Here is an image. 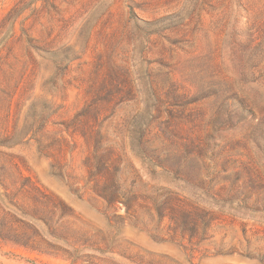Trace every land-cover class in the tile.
I'll return each mask as SVG.
<instances>
[{"label":"rangeland","instance_id":"374dc122","mask_svg":"<svg viewBox=\"0 0 264 264\" xmlns=\"http://www.w3.org/2000/svg\"><path fill=\"white\" fill-rule=\"evenodd\" d=\"M0 264H264V0H0Z\"/></svg>","mask_w":264,"mask_h":264},{"label":"trees","instance_id":"16d2710c","mask_svg":"<svg viewBox=\"0 0 264 264\" xmlns=\"http://www.w3.org/2000/svg\"><path fill=\"white\" fill-rule=\"evenodd\" d=\"M32 190H34L37 193L40 192V190L38 188H36V187H33ZM102 197L104 199H106L107 201H110L113 198V197H107L106 195H103V194H102ZM49 198H54V196L53 195H49ZM51 207H52V213H56L57 210H61L64 213V210H63L64 204H63V202L61 200H58V202L52 201V206ZM192 213H194V212L191 211V210H188V209L184 210L183 209V210H181V215H180L178 213L177 206L172 203V207L170 208L169 213L167 215H162V213L160 212V216L161 217H167L168 216V218L171 220V222L173 224V230L174 231H177L179 228H182L183 230H185V232L193 233L191 235L193 237V236L199 235L200 233L198 231L199 229L197 228V221L191 220V219H194V217H192L193 216ZM209 219H210V215H209ZM209 221L210 220L207 219V222H205V224H207V225H205V227H203V229L201 231L204 234H207L205 232H206V230L208 228V222ZM191 224H193V225H191ZM194 225L196 227H194ZM55 228L56 227H53L51 230L53 232H55V230H56ZM204 238H206V237H204ZM15 243L19 244L17 242H15ZM23 246L26 247V248H30L32 250H36L35 248L30 247L29 245L23 244ZM31 246H33V245H31ZM56 250H58L59 252H62L63 249L57 246Z\"/></svg>","mask_w":264,"mask_h":264}]
</instances>
